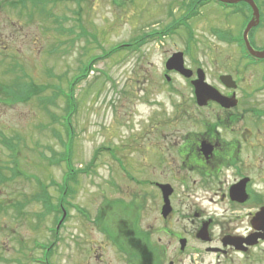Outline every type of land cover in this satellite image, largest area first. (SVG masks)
<instances>
[{"label": "rangeland", "instance_id": "obj_1", "mask_svg": "<svg viewBox=\"0 0 264 264\" xmlns=\"http://www.w3.org/2000/svg\"><path fill=\"white\" fill-rule=\"evenodd\" d=\"M2 1L0 140L16 148V160L14 165L11 154L0 144L1 174L11 178L5 183L0 178V264H17L16 261L33 264L31 258L40 255L34 249L33 240L47 244L51 239L48 228H54L53 220L57 215L46 216L33 200L37 189L30 177H37L48 186V194L55 204L58 191L51 182L60 184L66 172L64 163L51 166L46 160L59 161L64 144L67 147L60 118L65 99L55 87H60L59 91L66 96L67 81L79 73L87 59L95 61L112 56L97 61L87 79L74 89L78 108L72 121L75 136L71 164L75 170L85 168L87 173L76 176L73 192H69V202L85 209L91 217L101 212L109 224L110 213L119 212L110 207L111 200L125 197L128 201L130 197L139 196V192L152 197L151 189H135L123 180L107 157L109 147L116 149L127 169L138 178H156L158 173L146 167L153 164L152 157H141L136 150H141L145 132L152 129L153 115L160 112L169 116L179 100L174 95L160 93L165 84L164 75L170 77V84L179 95H188L186 80L164 69L165 61L173 53L187 52L196 46L189 47L188 33L181 30L177 38L167 37L139 45L133 55L128 53L124 57L125 53L116 48L119 44L156 39L167 27L173 26V22L164 18L165 6L173 0H40L43 4L32 0L23 11L8 6L18 0ZM209 9L213 28L223 29L227 24H235L234 16L225 20L217 15L222 10L215 6ZM229 9L233 11L235 7ZM20 10L22 14L18 15ZM49 12L55 22L47 17ZM215 16L220 18L214 19ZM207 47H212L213 53L232 52L218 44H207ZM202 48L203 45H197V52H203ZM183 54L188 68L189 57ZM29 84L34 85L33 89L44 103H39L37 93L25 101L19 100L27 94L24 90L17 93L15 88ZM12 90L20 102H13ZM144 99L153 101L156 106H143ZM149 135L151 138L152 134ZM98 146L107 152H102L98 167L92 172L87 164ZM11 153L13 155V151ZM13 165L15 177H11L9 170ZM111 178L117 182L121 194H112ZM20 211L22 216H18ZM69 212L70 218L61 228L51 263L97 264L99 252L96 250L102 246L104 264H119L103 239L91 228L83 227L78 216L73 215L74 210Z\"/></svg>", "mask_w": 264, "mask_h": 264}, {"label": "flooded vegetation", "instance_id": "obj_2", "mask_svg": "<svg viewBox=\"0 0 264 264\" xmlns=\"http://www.w3.org/2000/svg\"><path fill=\"white\" fill-rule=\"evenodd\" d=\"M251 1L233 5V11L216 0H173L165 6L164 18L187 31L188 43L196 47L190 51L188 95H179L164 75L160 93L179 100L169 116L153 115L152 129L136 150L152 157L146 167L158 174L140 179L113 146L108 155L126 183L151 189L152 197L145 192L128 201L114 197L110 207L119 212L110 213L109 224L101 212L73 213L112 249L116 263L264 264V0ZM211 6L225 20L234 16L235 24L213 28ZM207 44L232 52L213 53ZM199 76L209 92L201 104L195 92ZM141 104L156 106L147 99ZM97 167L96 162L92 168ZM109 184L113 195L121 194L114 179ZM103 248L96 250L97 264H104ZM45 253L36 262L49 263Z\"/></svg>", "mask_w": 264, "mask_h": 264}, {"label": "trees", "instance_id": "obj_3", "mask_svg": "<svg viewBox=\"0 0 264 264\" xmlns=\"http://www.w3.org/2000/svg\"><path fill=\"white\" fill-rule=\"evenodd\" d=\"M121 47V46H120ZM118 49V48H117ZM102 59V58H101ZM97 60H93L90 59L89 61L85 62V65L81 67V69L79 70V74L73 76L69 81H67V95H66V102H65V109H64V115L66 117V124L68 126V128L66 127V134L69 138V143L70 145H68V149L65 151L64 156L61 160L56 161L55 164L59 165L61 163H65L66 165V173L63 177V184L69 183L71 181H75V176L77 175V173H79L78 171H75V169L72 167L71 164V151H70V146H71V142H72V136H73V128H72V118L74 116V114L76 113L77 110V103H76V99L74 97V89L76 88L77 85H79L82 81H84L87 76L88 73L93 69V65L94 62H96ZM72 80H74V82L72 83ZM35 88L34 85L29 84L27 87L23 88L21 85L17 87V93L21 92V91H25V93L27 94L25 97H21L19 100L25 101L27 100L30 96H36L35 94H38V91ZM57 88V91L59 92V87H55ZM43 89H45V86L43 87ZM10 94H13L14 96L12 97V99L14 100L13 102L17 101L20 102L17 97H16V93L14 91H10ZM41 98L39 97V94L37 95V100ZM40 101V100H38ZM44 101V100H43ZM40 103V102H39ZM2 144L7 148V149H12L11 145H6L7 142L4 141L2 142ZM65 159V161H64ZM66 178V180L64 179ZM36 183L38 184V189L39 192L36 193L33 197V200L37 203H42L44 208H47V204L49 203L48 198H49V194L47 193V186L44 184H41L38 180H36ZM60 187V193L64 192V187L65 185ZM68 185V184H67Z\"/></svg>", "mask_w": 264, "mask_h": 264}, {"label": "water", "instance_id": "obj_4", "mask_svg": "<svg viewBox=\"0 0 264 264\" xmlns=\"http://www.w3.org/2000/svg\"><path fill=\"white\" fill-rule=\"evenodd\" d=\"M222 1L224 3H228V4H236L240 1H245L247 3H250L251 5H253L251 0H219ZM166 69L169 71H175L185 77H189L190 76V72L188 70H186L184 68V64H183V57L181 53L175 54L173 55L166 63ZM196 85V95L198 98L199 103H203L205 101V97L207 95H209V92H207L202 86H204L203 82H202V78H200L199 76V81H197L195 83Z\"/></svg>", "mask_w": 264, "mask_h": 264}]
</instances>
